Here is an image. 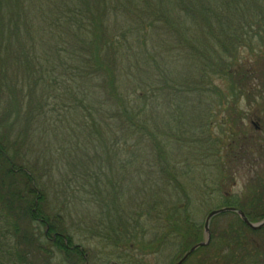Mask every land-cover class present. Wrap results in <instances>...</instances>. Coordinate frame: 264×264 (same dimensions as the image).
<instances>
[{"label":"rangeland","instance_id":"obj_1","mask_svg":"<svg viewBox=\"0 0 264 264\" xmlns=\"http://www.w3.org/2000/svg\"><path fill=\"white\" fill-rule=\"evenodd\" d=\"M58 2L59 0H24L19 10L13 7L10 13L0 12V21L5 22L4 29L0 26V30H4L3 33H7V36L15 33L11 28L22 18L19 39H25L28 43L19 48L16 57L27 51L34 57L33 68L28 63L20 62L21 60L19 66L16 65V60L9 53H3L0 59L2 126L5 120V127L0 133L8 135V142L14 150H20L18 165H24L26 161L35 165L41 189L48 201V210L55 216L59 215L56 223L60 229L66 227V233L73 238L75 246L81 245L88 255V264L118 261L120 254L137 257L136 263L128 260V264H175L183 257L176 245L161 251L156 247L153 252L144 253L133 249L130 254H126L122 252V247L119 250L110 248L103 244L102 239L94 238L92 233H100V225L105 222L102 204L96 203L101 198L96 188L97 182L108 179L107 182L114 183V189L108 191V194L103 193V198L109 196V202L112 199L113 202L123 203L121 207L126 208L132 218L140 213V203L147 205L154 201L163 205L161 220L156 216H151L149 220L144 217L148 221L141 223L142 232H146L145 242L163 231L167 213L173 210V203L180 199L181 203L177 208L182 209L183 220L184 213H190L192 220L202 226L201 234L198 235L202 241L205 217L211 211L220 209L218 206H223L226 197L238 196L243 199L245 195L252 196L255 191L261 196H254L251 200L264 205V190H250L246 187L257 172L264 180V49L259 48L251 53L242 48L237 52V59L232 60L230 73L239 74L236 76L239 80L236 90H231L229 77L207 78L210 68L204 69L205 63L201 55L193 48L168 51L164 23L145 30L148 33L146 36L144 33L133 34L134 37L130 38L128 44L135 48V52L129 65L133 68V76H137L130 80V91H146V102L149 104L145 107L147 120L150 126L158 130L156 133L159 139L164 140L161 143L165 145L162 155L170 163H177V171L162 170L159 163L164 162L165 158L159 154L161 149L150 138L143 137L147 132L142 131L125 143L120 138L122 128H119V124H101L98 128L103 131V137L100 139V136L95 135L97 139H93V144L88 146L87 151L90 158L96 161V166H91V170L102 176L96 181L89 174L88 180H83L81 176L85 177L86 174H75L78 170L74 162L78 161L81 153H75L73 147L89 136L90 129L84 127L86 121L83 120L89 114L83 115L78 107L81 104L93 105L90 97L101 91L93 81L77 78L80 71L73 74L66 72L69 68L77 67V63H71V58L66 53L71 49L70 44L57 42L55 28L49 27L51 18L57 13L59 15L61 6H58ZM145 14L146 18L147 15L150 16V12ZM155 17L164 20L162 14L157 13ZM110 21L111 26L120 31L113 32L111 38L119 36L121 32L127 33L121 14L113 16ZM26 24L33 30L30 42ZM172 41L175 44L176 37ZM210 47L205 44L201 50L205 59L214 54ZM147 52L151 54V58ZM138 54L144 60L148 59V62L136 65L134 55ZM124 63L126 64L125 61ZM40 66L47 67L44 75L40 72ZM125 68L126 65L121 75L124 84ZM31 70L34 72L30 74ZM146 95L136 96L143 98ZM137 101L144 102L145 98ZM144 103L138 104L139 107L135 110L138 111ZM100 116H105L103 110ZM234 143L247 146L246 153L249 156L245 158L241 155L244 157L242 161H233L236 174L232 180L224 178V182H219L215 176L219 173L218 163L212 154L215 152L224 159L230 147L231 153H235ZM251 159L257 161L253 166V173L248 166V160ZM173 177L177 178V182ZM65 182L69 186H65ZM117 183L120 184L121 193ZM218 183L221 185L219 188ZM149 207L145 206L144 211L149 210ZM260 210H264V206ZM180 217L181 213H178V218L181 219ZM229 222H235L233 214L215 217L211 222V237L219 238L226 232ZM41 229L44 233L45 228ZM263 229L249 234L251 251L255 249V245H263ZM218 240L212 239V245L186 260L185 264H222ZM142 241L144 240L139 239V242ZM170 253L175 258L178 257L177 261L170 262L171 259L167 256ZM52 261V264H67L62 263V258L58 256ZM80 264H86V261H81Z\"/></svg>","mask_w":264,"mask_h":264},{"label":"trees","instance_id":"obj_2","mask_svg":"<svg viewBox=\"0 0 264 264\" xmlns=\"http://www.w3.org/2000/svg\"><path fill=\"white\" fill-rule=\"evenodd\" d=\"M22 1L24 2V0H1V14L3 11L10 13L13 7L19 10L22 7ZM58 3V6H61L59 15L57 13L51 18L49 27L55 28L57 42L70 44L71 49L66 53L71 58V63H77V67L69 68L66 72L73 74L80 71V74L76 75L77 78L87 79L88 82L93 81L95 87L98 86L101 91L93 93L95 96L90 97L93 105L81 104L78 107L83 115L89 114L83 119L86 121L84 127L90 129L89 136L84 139V142H79L73 147L75 153H81L80 158L74 164L78 170L75 172L76 175L86 174L85 177L81 176L83 180H88L89 174L96 181H99L102 176L91 170V166H96V161L90 158L87 151L88 146L93 144V139L103 137V131L98 128L101 124L106 126L119 124L118 126H121L119 128H122L120 138L125 143H128V140L136 134L145 131L147 133L143 137L150 138L156 144L155 146L161 149L159 154H164L162 150L165 145L161 144L164 140L159 139L156 133L158 130L150 126L147 120L148 114L145 113V107L149 104L146 102L148 99L146 91L143 89L130 91L132 89L130 80L137 76L136 74L133 76V68L129 65L132 54L135 52V48L128 44L130 38L134 37L133 34L144 33L146 36L148 33L145 30L154 29L164 23L167 30L165 38L168 39V51L193 48L197 54L201 55L205 63L204 69L210 68L207 78L229 77L232 84L231 90H236V83L239 80L236 77L239 74L230 73L233 67L232 60L237 59V52L242 48L251 53L259 48L264 49V0H59ZM145 12H150V16L147 15L148 18ZM157 13L162 14L164 20L156 19ZM117 14L123 17L127 33L121 32L119 36L111 38L113 32H120L117 27L111 26L110 21V18ZM21 19L11 28L15 33H11L10 36L3 33L4 30H0V59L3 53L5 55L9 53L14 57L13 60H16V65L19 66L20 62L28 63L33 68L34 57H31L28 51L16 57L19 48L28 43L25 39H19L22 28ZM4 24L5 22L0 21L2 28L5 27ZM28 27L26 24L30 42L33 30ZM174 37H176L175 44L172 41ZM205 44L211 46L210 48L214 51V54L207 56L206 59L201 51ZM134 56L138 66L148 62V59L144 60L140 54ZM62 62L64 65V58ZM124 64L126 65L125 84L121 76ZM46 68L40 66L41 74L44 75V71L47 72ZM31 72L34 70H31L30 74ZM165 75L168 77V74L165 73ZM142 94L146 97L137 98ZM144 98L146 103L141 102L144 103V108L141 107L136 111L138 104H141L137 99ZM102 110L105 113L104 117L100 116ZM3 121V126L0 124V132L5 127V120ZM179 123L181 124V121ZM185 127L187 128L186 125ZM93 133L94 136H92ZM232 138L236 140L235 137L232 136ZM8 140V135L0 133V264H52V259L56 256L62 258V263L80 264L84 261L80 249L73 246V238L66 233V227L60 229L56 223L59 215L55 216L48 210V201L41 189L35 165L30 161H26L24 165H18L17 161L20 160L21 152L14 150ZM246 147L234 143L235 153H231L232 148L230 147L224 159L223 156L221 158L217 156L215 152L212 154L218 163L219 173L215 176L219 182L224 178L232 180L235 177L233 161H242V158L249 156L246 153ZM164 158V162L159 163L162 170L177 171V163H170L165 156ZM164 164H166L165 167ZM262 166L264 167L263 164ZM257 173L252 176L253 179L246 186L247 189L264 190V180ZM173 180L177 182V178L173 177ZM107 181L109 180L106 179L96 184L98 195L101 196L96 203L102 204L105 222L100 225V233H92L95 235L94 238L102 239L103 244L118 250L122 247V252L126 254H130L133 249L138 253H144L153 252L156 247L158 251H161L171 245H176L177 248L179 247L177 251L183 255L193 245L202 241L198 236L201 234L202 226L200 227L192 220L190 213L187 215L185 212L183 220L182 209L177 208L182 198L179 195L180 201L173 203V210L167 213L168 218L165 219L166 225L163 231L145 242L146 232H142L141 223L148 221L151 216H156L161 220L163 205L154 201H150L147 205L140 203V213L138 212L136 217L132 218V215L126 212V208L121 207L123 203L113 202L111 198L109 202V196L103 198V193L108 194V191L114 189L115 186L112 181ZM68 182H65V186H69ZM223 182L222 186L225 185ZM235 182L234 179L233 183ZM220 186L218 183V188ZM117 187L120 191L119 183ZM181 191L183 193V190ZM253 192L255 194L250 197L245 195L243 199L238 196L226 197L223 206L218 207H235L243 211L251 222H260L264 219V210H252L250 207L253 203H257L251 198L261 195ZM148 205L150 209L144 211L143 208ZM178 213H181V219L178 218ZM233 216H235V222H229L230 225L226 232L219 238H214V236L212 238L219 239L218 247L221 246L222 264H264V242L262 246L255 245L252 251L249 248L251 241L248 236L257 231H251L238 215L233 214ZM42 227L45 228L44 233H42ZM188 235L190 238H187ZM183 237L187 241L182 242ZM167 238H171V244L166 241ZM139 239L144 241L139 242ZM203 250L206 248L198 252ZM129 258L132 259L129 262L137 261V257L125 256L124 264H128ZM177 259L178 257L173 261Z\"/></svg>","mask_w":264,"mask_h":264},{"label":"water","instance_id":"obj_3","mask_svg":"<svg viewBox=\"0 0 264 264\" xmlns=\"http://www.w3.org/2000/svg\"><path fill=\"white\" fill-rule=\"evenodd\" d=\"M227 213H231V214H236L238 215V217L243 221V223L251 230L253 231H258V230H261L264 228V219L259 222V223H253L251 222L248 217L246 216V214L237 209V208H234V207H225V208H220V209H217V210H213L211 211L206 218L205 220V223H204V241L195 245L194 247H192L190 249V251L179 261L177 262L176 264H184L186 262V260L193 254L197 251V249H200V248H203V247H207L209 244H210V241H211V229L210 226H211V222L212 220L217 217V216H220V215H226Z\"/></svg>","mask_w":264,"mask_h":264},{"label":"flooded vegetation","instance_id":"obj_4","mask_svg":"<svg viewBox=\"0 0 264 264\" xmlns=\"http://www.w3.org/2000/svg\"><path fill=\"white\" fill-rule=\"evenodd\" d=\"M257 133H259V132H257ZM248 159V158H247ZM257 163V161H255L254 159H251L250 161L248 160V166L251 168V172L253 173V166L255 165ZM255 170V169H254ZM258 206H261L260 208L258 207ZM263 206L264 205H262V203H253V205H251V207H250V209H252V210H257L258 208L259 209H262L263 208ZM170 224V223H169ZM186 230V229H185ZM190 238V236L188 235L187 236V238ZM166 241H168L169 242V244H171L172 243V240H171V238H167L166 239ZM184 241H187L186 240V238L184 239V237L182 238V242H184ZM73 246H75V245H73ZM76 248H79L80 249V251H81V253H82V257H83V259H84V261H86V264H88V255L84 252V250H83V248L81 247V245L80 246H78V245H76L75 246ZM168 249V248H167ZM170 249H171V246H170ZM178 249H179V247H178ZM197 253H199V252H195L190 258H192L195 254H197ZM125 254H120V256H119V258H118V261L117 260H113V261H110L108 264H124L125 263ZM167 256H169L170 257V259H171V261L170 262H172L173 261V259H175L174 258V255H172V253H170V254H168ZM129 261H132V259L131 258H129ZM187 262V261H186ZM132 263V262H131ZM133 263H136V261H134ZM173 263V262H172ZM185 264V263H184Z\"/></svg>","mask_w":264,"mask_h":264}]
</instances>
